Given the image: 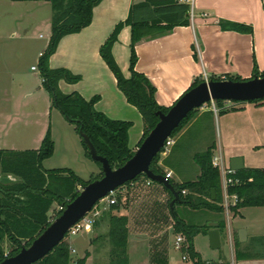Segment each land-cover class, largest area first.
<instances>
[{"label": "crops", "instance_id": "obj_1", "mask_svg": "<svg viewBox=\"0 0 264 264\" xmlns=\"http://www.w3.org/2000/svg\"><path fill=\"white\" fill-rule=\"evenodd\" d=\"M143 1L146 0H103L94 8L91 25L79 33L63 37L49 60L52 69L64 68L81 77L75 84L60 81L59 88L64 94L77 92L86 100L98 96L100 100L95 105L97 111L110 119L132 123L129 130V147L133 152L139 148L144 134L143 119L137 108L129 104L119 90L115 76L100 56V48L115 27L127 20L131 6ZM175 1L190 5L189 25L178 26L166 34L155 32L153 37L146 38L136 45L138 61L135 69L145 75L155 87V98L160 106L165 108L174 106L197 79L204 81L225 77L249 79L252 77L255 62L259 71L264 72V0ZM21 19L22 15L10 18L11 24H14L10 37L19 36L21 40H26L33 32L32 29L37 27V23L28 31V27H21ZM222 21L248 25L252 27L253 32L249 34L223 30L220 25ZM48 33L46 48L51 37V33ZM131 35V27L125 26L113 46V56L127 78L130 77ZM4 37L0 34V40H4ZM44 52L38 53L36 61H39ZM17 56H21V52L17 53L13 48L0 50V57L6 62L0 65L1 81L5 79L3 74L10 77L14 74ZM6 57H9L8 61ZM33 67L35 66H32L31 70ZM43 92L45 91L41 80L38 88L26 96L25 101L43 100L44 111L22 115L17 109L19 104L25 103L21 101L20 91L17 95H13L8 89L0 91V150H37L49 129L56 147L55 123L52 117L55 111H52L48 93ZM60 114L55 113L53 116L56 123L66 126L67 130L70 123ZM47 116H50L51 120H47ZM214 120L219 123L217 138L205 150L215 145L214 156L222 155L225 164L230 168L231 160L235 158L243 160V169L264 168V103L234 105L226 102L222 107L215 103V108L210 103L198 109L195 117L175 137V145L166 154H162L160 166L165 174L172 172L171 180L183 183L198 179L200 169L194 160L198 153L183 156L177 154L175 148L179 140L187 136L195 124L202 122L208 125ZM194 139L189 140V143L196 144V135ZM81 148V153L86 159L83 145ZM72 171L78 175L76 170ZM100 172V169H95L91 177ZM187 174H193L194 180H186ZM148 180L141 178L118 189L119 196L123 197L121 209L110 213V207L107 208L97 219L92 232L85 233L86 237L83 236L79 240L68 239L73 259H84L88 255L85 264H109L110 217L116 215L128 218L129 264H179L177 253L181 254L182 261L193 264L190 260H183V254L176 249L175 242L169 244L167 231H173L176 237L179 235L175 233L174 217L172 219L169 215L172 214L170 203L173 200L170 202V195L164 190L163 185L155 184L153 181L151 185H147ZM55 206L57 205L53 208ZM256 209L264 210V207ZM245 210L247 208L239 210L238 214L224 213L225 235L221 234L218 227L210 228L220 232L219 249H222L223 243L230 247V253L225 258L220 255L217 262L264 264L263 258L255 256L236 259V240L240 243V250L252 255L264 254L263 246L255 241L264 237L262 223L264 219L258 220L261 221L259 223L257 220L252 221L244 215ZM190 211L194 214L200 212ZM237 216H240L241 220L233 224V219ZM220 219L221 216L217 214L209 217L208 222L210 225H219ZM184 221L189 223L187 220ZM205 236L208 237V234Z\"/></svg>", "mask_w": 264, "mask_h": 264}, {"label": "trees", "instance_id": "obj_2", "mask_svg": "<svg viewBox=\"0 0 264 264\" xmlns=\"http://www.w3.org/2000/svg\"><path fill=\"white\" fill-rule=\"evenodd\" d=\"M12 1L47 2L51 4V37L45 52L42 53L38 61L42 86L50 97L52 107L56 108L69 123L75 126L79 136H81V131L86 134L95 147L97 154L107 159L112 169L122 167L135 153L129 147V130L132 123L110 119L104 113L97 111L95 105L100 100L98 96L86 100L77 92L64 94L59 88L60 81L75 84L81 80V77L67 69H52L49 66V60L56 52L62 38L79 33L90 26L93 21L94 8L103 0ZM190 11L189 4L175 0H146L134 3L130 8L127 20L115 27L112 34L100 48V56L115 76L119 90L124 94L128 103L137 108L142 116L144 134L140 145L159 122L158 113H168L171 108L162 107L157 103L155 87L145 75L136 71L135 67L138 61L136 45L146 38L153 37L155 32L166 34L178 26H188ZM220 25L223 30L249 34L253 32L252 27L245 24L222 21ZM125 26H130L132 33L130 77L128 78L123 74L113 56V46L118 41V36ZM256 77L263 78L264 72L259 71L255 62L252 77L249 79L225 77L224 79L211 78V80L245 81ZM203 82L204 80L201 79L195 80L188 91ZM215 103L222 107L226 102L216 101ZM251 103L262 105L264 99ZM197 111H192L182 121L180 126L173 132L172 138H175L195 117ZM83 146L87 157L91 158L84 142ZM214 149L215 145H212L204 152L194 156V160L200 169L197 180L183 183L170 180L174 188L180 192V202L175 203L172 212L175 220V233L185 235L186 242L181 252L183 255H187L193 264H230L228 262L203 261L201 255L194 248L193 239L200 233L207 235L210 227L188 225L178 217L175 210V206L180 204L192 211L216 213L221 216L218 221V228L222 235L226 234L221 176L219 170L212 164ZM54 152L55 143L50 129L37 150H0V263L8 257L15 256L23 248L29 247L48 228L52 221L61 215L67 205L77 198L81 189L103 177L100 163H97L101 168L100 175L90 181L83 180L68 168L45 170L43 163L45 160L50 159ZM163 152L164 150L153 160L151 170L157 175L165 176L160 166ZM141 178L146 177L141 175L134 181ZM234 178L239 179L240 183L229 188V194H235L238 197L236 205L230 208L232 213L238 214L239 210L243 208L264 207V168H245L237 171ZM163 188L170 195L171 202L174 196L166 187L163 186ZM213 190L216 194L215 200L213 199ZM183 191H186V194H183ZM116 200V203L109 208L110 213L118 212L121 209L122 197L117 195ZM54 205L63 209L57 210L53 215L51 210ZM69 235L68 233L65 239L48 256L35 264H85L88 255L84 259L72 258V250L68 241ZM108 238L110 242L109 264H129L127 217L111 215ZM255 241L264 248V237H260ZM6 242L11 246L8 253L4 248ZM239 247L240 243L236 240L235 255L237 260L252 258V256L264 259V254L255 253L256 250L255 255H252L240 250Z\"/></svg>", "mask_w": 264, "mask_h": 264}, {"label": "rangeland", "instance_id": "obj_3", "mask_svg": "<svg viewBox=\"0 0 264 264\" xmlns=\"http://www.w3.org/2000/svg\"><path fill=\"white\" fill-rule=\"evenodd\" d=\"M18 15H22L21 27H28V31H30L33 25L37 23V27L32 29L33 32L28 38H26V40H21L19 36L10 37L14 27V24H11L10 22V18ZM51 20L52 8L50 3L12 2L11 0H0V34L5 36L4 40H0V50L13 48L17 53L21 52V56H17L16 61L14 62V74H11V77L10 75L3 74L5 77L4 81H1L2 78H0V91L2 89H8L13 95H17L20 91L21 101L22 103H25L19 104L17 109L19 110V113H22V115L41 113L44 111L45 102L43 100L39 99V101L36 102V99H27L25 101V97L35 91V89L41 84L42 79L38 69V61L36 60L38 53L40 51L44 52L46 50L45 44H47L48 41L47 32L51 33L52 31V26L50 23ZM43 36L46 38L43 39ZM6 59L8 61L9 57H6ZM4 63L6 64L5 60L1 59L0 57V65ZM32 66L37 67V72H33L31 70ZM43 93L47 92L45 91ZM227 103L239 105L247 104L248 102ZM52 111H55L53 115H55V113H59L56 108H53ZM53 115V122L55 123V140H57V144L54 155L50 159L44 161V169L54 170L68 168L71 170H76L78 175L87 181L98 177L101 172L93 177H91V175L95 169L98 168L101 170V168L91 158L87 157V155V158H84L83 154L81 153L83 142L81 136H79V134L74 130L75 126L70 123V126H68L69 128L66 130V126L56 123L57 121ZM46 119L51 120L50 116H47ZM218 128L219 123L216 122V120H214L213 123H209L208 125L198 122L191 128L187 136L179 140L178 146L175 148V152L177 154H182L183 156H190L192 154L203 152L206 147L216 141ZM194 135H196L197 139L196 144L195 142L194 144H190L189 140L194 139ZM83 149L85 150L84 146ZM185 178L186 180H194L195 177L193 174H187ZM117 195H119V191H117ZM57 209V206L53 208V215L57 212ZM263 213L264 210L256 208H247V210L244 211V215H246V217L252 221L264 219ZM176 214L181 219L187 220L189 222L188 224L194 227L208 228L210 227L208 218L213 217V215H217L216 213L212 212L211 214V212L206 213L205 211H200L194 214L190 211V209L187 207H182L180 204H177L176 206ZM169 215L173 219L172 214ZM240 220V216L235 217L233 219V224L238 223ZM259 222L261 221H258V223ZM262 223H264V221ZM85 233L86 232L82 231L74 236L69 235L68 239L79 240L83 236L86 237ZM166 233H168L167 236L169 235V244L172 245L175 242L176 235L173 234V231L171 230L169 232L167 231ZM201 234L202 233L197 234L193 241L196 251L200 253L203 261L217 262L220 255H222L221 257L225 258L230 253V247L229 245H226V243H223L222 249H212L208 237L204 234ZM164 236L166 235L164 234ZM4 248L6 253L11 250V246L8 242L5 243ZM177 258V260H179V264L190 263L188 261H182L180 253H177ZM132 259L134 262L133 256Z\"/></svg>", "mask_w": 264, "mask_h": 264}, {"label": "water", "instance_id": "obj_4", "mask_svg": "<svg viewBox=\"0 0 264 264\" xmlns=\"http://www.w3.org/2000/svg\"><path fill=\"white\" fill-rule=\"evenodd\" d=\"M263 99L264 77L245 81H204L183 95L168 113L159 112V122L135 151L133 157L115 170L110 167L107 159L97 154L89 137L81 131L80 135L89 150L91 159L102 165L103 177L80 190L77 198L67 205L61 215L55 218L29 247L23 248L18 254L6 258L0 264H35L43 260L65 239L70 229L81 221L96 204L141 175L163 185L172 193L174 199L170 203V209L173 212L175 203L180 202V192L164 175H157L151 170V164L157 155L163 151L166 140L172 136L173 132L192 111L198 110L206 104L216 101L251 103ZM231 168L235 171L243 170V160L241 158L232 159ZM212 193L215 200V190ZM217 227L218 224L210 225V228ZM208 237L212 249L221 247L219 230L211 229Z\"/></svg>", "mask_w": 264, "mask_h": 264}, {"label": "built area", "instance_id": "obj_5", "mask_svg": "<svg viewBox=\"0 0 264 264\" xmlns=\"http://www.w3.org/2000/svg\"><path fill=\"white\" fill-rule=\"evenodd\" d=\"M42 55V54H41ZM32 70L37 71V67H33ZM215 108V102L211 103ZM208 104L204 105L203 107L207 106ZM175 145V138H168L165 143L164 152L162 154H166L171 147ZM212 164L215 168H217L220 172L221 176V184H222V193H223V207L225 209V214L229 215L231 212V207L235 206L238 197L237 195L229 194V188L239 184L240 180L235 179L234 175L236 174V171L227 166L223 160L222 155L219 156H213ZM165 177L168 180H171L173 178L172 172H168L165 174ZM152 181L149 179L147 181V185H151ZM118 190L110 193V195L104 199H102L98 204L94 206V208L77 224H75L69 231V234L71 236L77 235L78 233L84 231L87 233L92 232L93 226L95 225L97 219L102 215V213L109 208L111 205L116 203V193ZM183 194H186V191H183ZM62 207L58 208L59 210H62ZM186 239L182 234L177 235L175 240V247L178 250H182V248L185 246ZM183 260H189L187 255H183Z\"/></svg>", "mask_w": 264, "mask_h": 264}]
</instances>
